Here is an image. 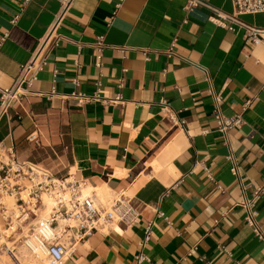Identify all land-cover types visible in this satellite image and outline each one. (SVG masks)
<instances>
[{"label":"crops","instance_id":"1","mask_svg":"<svg viewBox=\"0 0 264 264\" xmlns=\"http://www.w3.org/2000/svg\"><path fill=\"white\" fill-rule=\"evenodd\" d=\"M66 1L0 0V88L49 39L37 79L0 117V141L23 160L82 178L100 204L123 194L140 217L94 231L63 264H264L240 205L255 200L264 228V190L255 195L264 187V12L241 15L260 29L255 44L187 0H70L63 10ZM205 1L235 12L232 0ZM99 89L101 98L90 97ZM217 106L244 123L224 136ZM35 129L41 146L26 140ZM141 252L149 259L138 263Z\"/></svg>","mask_w":264,"mask_h":264},{"label":"built area","instance_id":"2","mask_svg":"<svg viewBox=\"0 0 264 264\" xmlns=\"http://www.w3.org/2000/svg\"><path fill=\"white\" fill-rule=\"evenodd\" d=\"M69 1L65 2L63 10ZM232 3L235 7L232 14L211 6L205 0H187L186 8L199 4L210 7L215 13L210 16V21L231 31L242 27L245 29V36L259 44L262 41L259 36L260 29L246 23L241 15L264 12V0H232ZM62 14L63 12L58 15L50 34L55 24L61 20ZM47 38L39 43L32 58L20 66L15 83L10 88H0V117L9 112L13 101L27 94L37 79L39 71L46 63L45 54L49 42ZM3 40L4 38L1 41ZM97 47L100 48L101 60L104 51L103 37L99 38ZM96 66L102 67L101 61ZM78 96L82 100L90 97L99 99L101 91L99 89L90 97L84 94ZM113 100H121V96L109 101ZM215 100L219 105L221 95H216ZM161 102L166 103L164 100ZM166 111L167 117L174 124L183 123L171 110ZM214 119L217 121L218 131L224 136L244 123L241 114L225 115L218 106L214 111ZM26 140L36 146L42 145L41 133L37 129ZM231 170L233 174L239 175L236 164ZM84 185V180L70 171L60 174L40 163L21 159L14 146H7L0 141V254L8 255L14 264H30L31 258L37 262L42 260L40 252L37 251L41 248L49 264H63L73 254L77 243L92 236L94 231H106L114 221L124 222L127 227L137 223L139 211L126 196L119 193L115 199L103 205L94 194L84 193ZM263 190V186L258 187L255 195L259 196ZM45 197L51 199L53 205L48 217L42 218L41 213L47 208ZM240 205L246 211V223L254 229L255 235L264 244V228L258 223L255 200L244 197ZM157 213L164 215L161 211ZM153 223L152 220L145 229L146 237L140 242L142 249L150 239ZM22 246L27 248L30 255L23 253L20 249ZM148 259L144 252L137 255L138 263Z\"/></svg>","mask_w":264,"mask_h":264},{"label":"bare ground","instance_id":"3","mask_svg":"<svg viewBox=\"0 0 264 264\" xmlns=\"http://www.w3.org/2000/svg\"><path fill=\"white\" fill-rule=\"evenodd\" d=\"M84 189H85V188H84ZM85 190H87V189H85ZM85 190H84V191H85ZM45 198H46V197H45ZM46 203H47V208H46L45 210L42 211V213H41V217H42V218H46V217H48V214H49V212L51 211V208H52V205H53L52 200L49 199V198H46ZM20 249H22L23 251H26V252L28 253L26 247L22 246V247H20ZM37 251L40 252L41 257H42V260H40L39 262H41L42 264H49L48 260L46 259V255L43 254V253H44V252H43V249L39 248ZM28 254H29V253H28ZM5 255H6V254H5ZM5 255H2V253L0 254V264H7V261H6ZM29 255H30V254H29ZM7 256H8V255H7ZM8 257H9V256H8ZM9 258H10V257H9ZM10 259H11V258H10ZM11 261H12V259H11ZM31 262H32V261H31ZM34 262H35V261H34ZM36 262H37V261H36ZM39 262H37V263H39ZM12 263H13V261H12ZM13 264H14V263H13Z\"/></svg>","mask_w":264,"mask_h":264},{"label":"rangeland","instance_id":"4","mask_svg":"<svg viewBox=\"0 0 264 264\" xmlns=\"http://www.w3.org/2000/svg\"><path fill=\"white\" fill-rule=\"evenodd\" d=\"M55 172V171H54ZM62 173V172H61ZM86 193V192H85ZM87 194V193H86ZM3 255V254H2ZM5 255V254H4ZM5 258H6V261H7V264H13L12 263V261H11V259L7 256V255H5Z\"/></svg>","mask_w":264,"mask_h":264}]
</instances>
